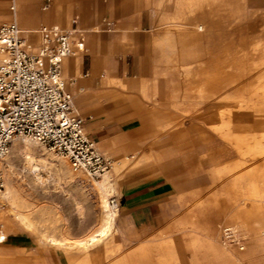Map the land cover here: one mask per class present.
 <instances>
[{
  "label": "rangeland",
  "instance_id": "374dc122",
  "mask_svg": "<svg viewBox=\"0 0 264 264\" xmlns=\"http://www.w3.org/2000/svg\"><path fill=\"white\" fill-rule=\"evenodd\" d=\"M43 5L0 0V21L81 28L84 50L64 58L63 75L87 134L113 164L103 197L34 140L33 167L28 153L5 159L0 264H56L58 248L64 264H264V0ZM79 55L82 73L66 71ZM154 176L169 198L150 223L124 221L117 208L108 233L87 247L47 242L87 238L124 181Z\"/></svg>",
  "mask_w": 264,
  "mask_h": 264
},
{
  "label": "built area",
  "instance_id": "2783aa9c",
  "mask_svg": "<svg viewBox=\"0 0 264 264\" xmlns=\"http://www.w3.org/2000/svg\"><path fill=\"white\" fill-rule=\"evenodd\" d=\"M49 5L50 0H44L43 8ZM34 34L38 44L31 39ZM83 35L77 25L26 30L16 21H0V193L5 188L2 166L18 135L66 158L88 179H97L112 167V158L101 153L87 134L85 116L75 107L63 75L64 58L84 50ZM110 202L118 205L117 196ZM5 239L0 234V242Z\"/></svg>",
  "mask_w": 264,
  "mask_h": 264
},
{
  "label": "crops",
  "instance_id": "0c3cea01",
  "mask_svg": "<svg viewBox=\"0 0 264 264\" xmlns=\"http://www.w3.org/2000/svg\"><path fill=\"white\" fill-rule=\"evenodd\" d=\"M198 29H203V24L198 25ZM133 56H134V68L137 66V52L132 47ZM83 62V57L81 55L76 57H68L66 60V71L69 69H74L77 73H82L81 64ZM128 80V79H127ZM126 80V82H127ZM132 95L130 90L126 91V95ZM76 95H79V92L76 91ZM134 95H138L136 92ZM137 98V97H135ZM138 98H142L138 96ZM142 101V99H141ZM131 105V103H129ZM126 138H130V135L126 133ZM115 143V142H114ZM162 167V166H161ZM158 177L154 176L150 179H147L146 182L142 185L132 186L128 181H124L120 191L116 193L118 197V209L120 215L124 221L126 218L132 221L134 224L139 223L141 225H146L150 223L152 219L159 217V214L164 210V203L167 202L169 197H163V194L166 192L164 190L165 182L157 181ZM58 248L56 250L55 261L56 264H64L65 261H69L68 255L60 251Z\"/></svg>",
  "mask_w": 264,
  "mask_h": 264
},
{
  "label": "bare ground",
  "instance_id": "6f19581e",
  "mask_svg": "<svg viewBox=\"0 0 264 264\" xmlns=\"http://www.w3.org/2000/svg\"><path fill=\"white\" fill-rule=\"evenodd\" d=\"M13 8H15V7H13ZM14 13L17 17V9L15 10ZM26 30H30V29H26ZM18 137H22L23 140L25 141V144L23 146L18 145L19 143L17 144L16 139ZM30 139L38 142L37 140H35L29 136L18 135L16 137H14L12 139L10 145H9V150H8V153H7L5 159L8 158L9 160H11L14 157H16L17 155H23L24 156L25 153H28L30 155L28 157H25V159L30 165H32L31 153L33 151H35V149L33 148V146H35V145L31 144L32 141ZM38 143H40V142H38ZM61 164L64 166V168H66L65 171L70 173V170L64 164V162H62V160H61ZM32 167H33V165H32ZM2 171H3V169H2ZM106 172H108V171H106ZM106 172H104L102 174V176L103 175L104 176H103V179H101V180L91 179L94 181L91 183L92 187L95 188L97 186L101 190L103 197H106V195L108 194L107 184L110 181V177L108 175H105ZM5 188H6V183H5ZM9 192H11L14 196H16L15 190H12L10 187H9ZM110 204H111L112 208H110V205L108 202L105 204L103 203V206L106 207V209H105L106 221L97 230H95L93 233H91L87 238L78 239V240H69V239H61V238L55 237L53 235H48L47 236V238H48L47 242H49L51 244H58L60 242L62 243L63 241H65V243H67L68 245L78 246V247H87L88 245L95 243L96 241H98L100 238L104 237L108 233L110 224L114 220L115 215L117 214L118 205H116V204L113 205L111 202H110ZM0 234L4 235V237L7 238V235H6V233H4L3 229H0Z\"/></svg>",
  "mask_w": 264,
  "mask_h": 264
}]
</instances>
